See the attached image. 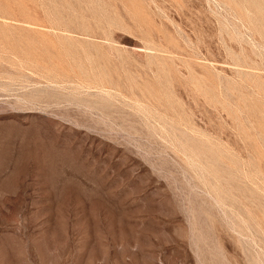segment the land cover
Masks as SVG:
<instances>
[{
	"label": "rangeland",
	"instance_id": "rangeland-1",
	"mask_svg": "<svg viewBox=\"0 0 264 264\" xmlns=\"http://www.w3.org/2000/svg\"><path fill=\"white\" fill-rule=\"evenodd\" d=\"M0 264H264V0H0Z\"/></svg>",
	"mask_w": 264,
	"mask_h": 264
}]
</instances>
